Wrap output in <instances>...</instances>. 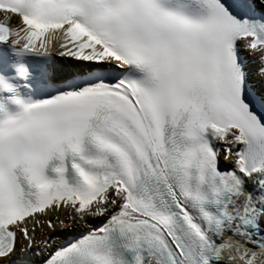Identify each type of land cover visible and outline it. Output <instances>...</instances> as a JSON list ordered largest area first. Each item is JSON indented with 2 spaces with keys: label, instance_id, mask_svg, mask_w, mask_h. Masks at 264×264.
<instances>
[{
  "label": "snow or ice",
  "instance_id": "1",
  "mask_svg": "<svg viewBox=\"0 0 264 264\" xmlns=\"http://www.w3.org/2000/svg\"><path fill=\"white\" fill-rule=\"evenodd\" d=\"M0 13V264H264V0Z\"/></svg>",
  "mask_w": 264,
  "mask_h": 264
},
{
  "label": "bare ground",
  "instance_id": "2",
  "mask_svg": "<svg viewBox=\"0 0 264 264\" xmlns=\"http://www.w3.org/2000/svg\"><path fill=\"white\" fill-rule=\"evenodd\" d=\"M9 16H10L11 22L13 24H15L18 21V17H16L14 14H9ZM2 19H3V14L0 13V20H2ZM57 45H58V39L54 38L53 39V51L56 50ZM225 163H231V158H229V160L226 161ZM38 215H40V218H41V226L36 229V232L34 234L31 232V229L33 227V221L31 219L28 220V227L30 230V235H34L37 241L43 239L45 236H47L49 234V230L45 226H43L44 220H46L48 216H56V215H60L61 218H63V210H61L60 213L48 212L47 215H44V214H38ZM102 219L103 218H90L89 223H88V227L97 226L101 222ZM82 230H83L82 228H74L70 232L66 231L63 234L58 235L57 239L61 242L65 241V240H70L73 238V236L78 235L79 232H81ZM20 242L24 243L22 238H21Z\"/></svg>",
  "mask_w": 264,
  "mask_h": 264
}]
</instances>
